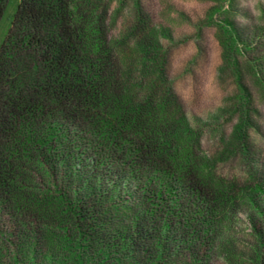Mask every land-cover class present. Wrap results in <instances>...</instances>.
Segmentation results:
<instances>
[{"label":"rangeland","instance_id":"1","mask_svg":"<svg viewBox=\"0 0 264 264\" xmlns=\"http://www.w3.org/2000/svg\"><path fill=\"white\" fill-rule=\"evenodd\" d=\"M17 2L6 4L0 44ZM88 2L115 54H125L134 82L169 94L194 133L195 151L211 169L210 186L223 183L226 206L211 213V201L200 202L179 186L170 200L168 179L153 176L142 182L149 190L134 199L97 205L100 222L92 214L83 220L24 205L0 223V264H143L141 256L136 263L123 262L115 252L102 254L88 231H126L142 211L153 214L152 227L167 223L183 241L158 264H264V0ZM136 93L141 97L144 90ZM106 166L122 169L119 160ZM32 176L37 194L74 196L53 170L45 181Z\"/></svg>","mask_w":264,"mask_h":264},{"label":"trees","instance_id":"2","mask_svg":"<svg viewBox=\"0 0 264 264\" xmlns=\"http://www.w3.org/2000/svg\"><path fill=\"white\" fill-rule=\"evenodd\" d=\"M8 1L0 0V21ZM88 1L15 4L0 44V223L24 205L83 220L92 214L100 222L97 205L134 199L149 190L142 183L148 176L168 179L170 200L177 198L176 186L186 188L200 202L211 201L215 214L227 203L224 186H210L211 169L194 149L193 131L168 93L134 82L125 54H115ZM117 160L120 171L106 166ZM49 170L73 191L71 200L35 192L32 174L45 181ZM147 212L136 213L126 231L107 236L90 227L89 234L104 255L162 263L183 241L167 223L152 227ZM184 219L189 223L186 214Z\"/></svg>","mask_w":264,"mask_h":264}]
</instances>
